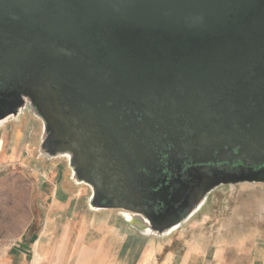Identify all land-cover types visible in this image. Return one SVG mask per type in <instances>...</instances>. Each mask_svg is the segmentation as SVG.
<instances>
[{"label":"water","instance_id":"1","mask_svg":"<svg viewBox=\"0 0 264 264\" xmlns=\"http://www.w3.org/2000/svg\"><path fill=\"white\" fill-rule=\"evenodd\" d=\"M0 83V121L28 97L93 208L186 222L203 199L157 209L165 154L238 157L264 182V0H0Z\"/></svg>","mask_w":264,"mask_h":264},{"label":"rangeland","instance_id":"2","mask_svg":"<svg viewBox=\"0 0 264 264\" xmlns=\"http://www.w3.org/2000/svg\"><path fill=\"white\" fill-rule=\"evenodd\" d=\"M42 137L33 112L0 125V264H264V182L222 185L186 222L144 232L128 210L92 208Z\"/></svg>","mask_w":264,"mask_h":264},{"label":"flooded vegetation","instance_id":"3","mask_svg":"<svg viewBox=\"0 0 264 264\" xmlns=\"http://www.w3.org/2000/svg\"><path fill=\"white\" fill-rule=\"evenodd\" d=\"M5 90L6 86L0 83V101L3 98L2 93ZM21 104L24 111L20 114L12 112L4 121H0V125L1 123H6L9 119L17 121L29 114V112H32L31 102L28 97L23 96ZM41 121L42 133L47 137L46 123L42 119ZM167 158L168 155L165 154L164 167L161 173L153 178L154 183H156V191L162 195L157 201L158 212L179 207L182 195L190 196L187 209L200 199H203L201 207L210 195L222 185L238 182H257L254 179L261 178L259 176L260 167L258 164H247L238 157L231 159L216 157L209 161H197L193 157L187 156L179 164H171L166 160ZM260 166L263 167L264 165L260 164ZM126 213H130L134 217L130 218ZM126 213V220L132 223L134 227L144 232L154 231L160 234L164 233V231L158 228L159 225L155 224L147 216L131 211H127ZM182 220L179 224L182 223Z\"/></svg>","mask_w":264,"mask_h":264},{"label":"crops","instance_id":"4","mask_svg":"<svg viewBox=\"0 0 264 264\" xmlns=\"http://www.w3.org/2000/svg\"><path fill=\"white\" fill-rule=\"evenodd\" d=\"M57 195H58V191H57ZM65 200V199H64ZM66 203H68L69 204V201L67 202V201H65ZM89 203H90V201H89ZM90 206H91V204H90ZM92 207V206H91ZM93 208V207H92ZM112 220H110V222H111ZM40 242H41V238L39 239V242H38V247H39V244H40ZM130 249H128L127 251H126V254H128L127 256H129L130 255ZM126 254H125V258H124V260L123 261H125V259H126Z\"/></svg>","mask_w":264,"mask_h":264},{"label":"bare ground","instance_id":"5","mask_svg":"<svg viewBox=\"0 0 264 264\" xmlns=\"http://www.w3.org/2000/svg\"><path fill=\"white\" fill-rule=\"evenodd\" d=\"M20 139H21V135H20ZM10 151H11V150H10ZM22 153H23V152H22ZM33 155H34V154H33ZM59 188H60V187H59ZM59 193H60V192H58V195H59ZM61 193L63 194L64 192H61ZM61 193H60V194H61ZM133 217H134V216H133ZM133 217H132V218H133ZM43 235H44V234H43ZM42 238H43V237H42ZM122 251H123V250H122ZM127 255H128V254H127Z\"/></svg>","mask_w":264,"mask_h":264}]
</instances>
